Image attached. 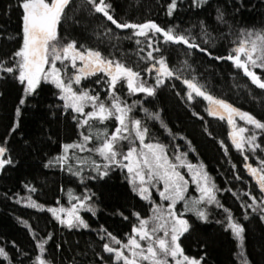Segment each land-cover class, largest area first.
<instances>
[{
    "label": "trees",
    "instance_id": "obj_1",
    "mask_svg": "<svg viewBox=\"0 0 264 264\" xmlns=\"http://www.w3.org/2000/svg\"><path fill=\"white\" fill-rule=\"evenodd\" d=\"M107 2L112 5L110 11L114 18L120 22L155 21L161 27L190 35L200 48L207 49L203 52L184 44L165 43L158 35L153 47H159L160 51L153 55L157 59L166 58L168 65L178 70L180 79H166L156 88L154 96L132 95L126 85L117 86L122 100L128 104L137 102L131 116L148 127L146 140L165 145L172 155L186 153L192 163L204 164L222 190L217 193L220 203L245 227L241 248L231 231L226 230L227 214L223 208L208 206L209 216L205 222L191 211L184 212L181 201L176 211L183 212L192 225L180 240L185 254L197 259L203 257V264H242V259H247L249 264H264V219L259 211H246L242 207L252 203L245 193H251L258 200L264 199L257 178L245 167L246 163L261 166L264 131L239 121L238 125L256 133V142L261 148L255 152L238 151L232 144V126L227 119L210 115L209 103L202 97L196 96L189 101L187 86L182 82L195 77L209 94L264 121V90L252 84L231 61L215 58L229 54L241 30L264 29V0H200L199 5L195 0H177V8L171 16L167 11L170 0ZM19 4L20 0H0V61L10 63L13 53L21 46L22 10ZM66 13L59 29L63 43L75 40L78 47L97 49L104 56L139 70L148 85H155V71L151 75L145 71L155 61L146 59L150 49L143 37L134 36L133 29L116 28L102 14L94 12L87 0H72ZM219 13H223V20L217 19ZM138 39L142 41L140 44L136 43ZM256 71L264 79V70ZM0 75L3 76L0 78V143L6 141L8 155L13 161L0 173V247L9 257H0V264H36L40 254L37 243L48 240L49 235L51 239L45 245L44 257L51 264H115L114 255L104 251L105 243L112 245L107 233L121 239L129 235L136 219L134 213L147 214V202L133 191L127 170L118 165H112L108 175L103 177L87 165L74 162L72 172L62 163L50 165L49 161L63 154V144L80 140V132L84 129L78 127L75 118L78 114L66 110L59 89L46 82L20 105L24 85L18 82L15 74ZM107 79L105 74L98 73L82 83L98 89L105 85L104 94L108 93ZM17 107L21 110L19 116L16 115ZM153 113H158L160 119L151 118ZM17 123L19 126L15 127ZM115 126V120L99 125L109 131ZM76 154L90 156L88 152ZM245 155L249 157L247 161ZM91 158L104 163L95 154H91ZM80 167L83 171L73 174ZM33 188L35 191H30ZM87 196H91L87 202L93 207L92 212L85 210L82 214L87 228H68L46 209L24 204L30 198L44 208L69 206L79 202L72 197ZM186 196L199 198L200 195L190 186Z\"/></svg>",
    "mask_w": 264,
    "mask_h": 264
},
{
    "label": "snow or ice",
    "instance_id": "obj_2",
    "mask_svg": "<svg viewBox=\"0 0 264 264\" xmlns=\"http://www.w3.org/2000/svg\"><path fill=\"white\" fill-rule=\"evenodd\" d=\"M195 2L197 5L200 4V0H195ZM87 3L92 6L94 12L102 14L116 28L133 29L134 36L147 40V47L151 51L147 52L146 59L155 62L145 71L150 75L155 71V85H148L139 70L127 66L120 60L106 57L97 49L85 48L82 45L78 47L75 40L67 43L61 41L60 25L66 18V9L72 4V0H20L22 43L13 53L10 63L0 61V74H15L18 82L24 85V97L20 99V105H24L26 98L35 94L41 83L46 82L60 90L62 93L60 99L65 102L64 108L71 109L78 114L75 117L78 127L84 129L80 132V140L63 144V154L49 161L50 165L62 163L70 172L73 171V162L80 166L87 165L101 177L108 175L112 165H118L127 170L133 191L137 192L141 198L154 204L150 200L151 188H156L160 198L163 201H169L167 207L154 204L150 218H141L139 213H134L139 223L133 227L132 234L128 236L126 243L112 236L111 233H107L111 241L119 247L105 243L104 251L113 254L117 264H145V262L146 264H170V261L172 264H203V257L200 259L190 257L185 254L181 246V237L192 227L189 220L184 218V213L176 211V205L181 201L184 202V212L191 211L198 219L205 222L209 216L208 206L223 208L227 214L226 230L231 231L233 236L240 241V247L243 248L245 227L234 218L229 209L224 208L220 203L217 193L222 190L204 170V166L187 162L186 153L176 155L174 160L179 164L174 163L173 158L168 156L165 145L145 143L149 134L148 127L140 119H134L130 115L137 102L128 104L118 94L117 86L124 84L129 94L144 93L147 96H154L156 88L166 79L172 77L180 79L177 74L178 70L171 68L166 58L161 56L157 59L153 55V52L160 51L159 47H153L156 34H160L165 43L184 44L203 52H207V49L200 48V45L195 43L190 35L178 33L174 28L161 27L155 21L120 22L114 18L110 11L112 5L107 0H87ZM176 8L177 0H170L168 15L171 16ZM217 19L223 20V13H219ZM108 32H111V29H108ZM141 42L139 39L136 40L137 44ZM208 54L211 55V53ZM215 58L231 61L234 67L242 70L252 84L264 90V79L256 71L257 69L264 70V29L241 30L238 42H235L229 54L226 57ZM78 61L81 62L80 66H78ZM57 62L60 63V67L57 66ZM69 67L73 69L72 75H68ZM98 73H103L108 77L106 83L109 103L101 100L99 94H93L91 89L74 87V85H81L82 80ZM0 78L3 76L0 75ZM182 82L187 86L189 101H193L196 96L202 97L209 102L210 115L218 116L221 120L227 119V123L232 126L230 132L232 144L238 151L255 152L261 148V145L256 142V133L246 126L238 125L236 118L243 121L245 125H251L254 129L261 131H264V121L257 119L249 112L234 107L224 99L209 94L195 77L184 79ZM86 107L92 110L85 111ZM217 108L222 109L224 114L218 112ZM20 111L17 107V116L20 115ZM144 111L148 112L147 109ZM150 116L153 119H160L158 113L150 114ZM109 120L116 121L113 130L109 131L107 127H99V125H106ZM18 126L17 123L15 127ZM15 127L12 131H15ZM124 142L129 145L127 150L124 149ZM137 142L139 147H137ZM90 144L93 146L89 147ZM8 152L6 141L0 143V170L13 163ZM77 152H88L90 156L82 157L77 155ZM91 154L99 156L104 163L92 159ZM244 158L246 161L249 159L247 155ZM259 164L260 167H255L246 163L245 167L250 175L257 178L259 189L261 193H264V160H260ZM184 167L191 173L192 182L200 193L199 198L186 196L189 181L178 170ZM82 171L83 167H80L73 174L79 175ZM160 182L163 183L162 190L157 187ZM30 191H35V189H30ZM245 195L250 196L252 203L242 205V207L246 211L247 209H252L254 212L259 211L261 219H264V199L258 200L251 193H245ZM72 198L78 200L79 203L70 209L53 207L48 208L47 211L68 228L80 226L87 228V223L79 215V209L86 208L87 211H93V207L86 204L91 196ZM28 206L43 210L42 205L30 198ZM65 213L66 218H62L61 214ZM24 223L27 224L26 221ZM50 239L49 235L48 240ZM48 240L38 241L37 248L40 255L36 257V264H51L50 260L44 258L45 245ZM241 256L243 257V252ZM0 257L9 259L8 253L2 247H0ZM242 264H249V262L247 259H242Z\"/></svg>",
    "mask_w": 264,
    "mask_h": 264
},
{
    "label": "rangeland",
    "instance_id": "obj_3",
    "mask_svg": "<svg viewBox=\"0 0 264 264\" xmlns=\"http://www.w3.org/2000/svg\"><path fill=\"white\" fill-rule=\"evenodd\" d=\"M158 35H160V34H156V36H158ZM145 39V38H144ZM146 40V39H145ZM147 41V40H146ZM155 43V42H154ZM154 45V44H153ZM150 51H151V49H150ZM78 63V66H80V63L81 62H77ZM57 66L58 67H60L61 65H60V63L59 62H57ZM159 66V65H158ZM68 75H72V73H73V69H71V67H69L68 68ZM91 77V76H90ZM89 78V77H88ZM85 80V79H84ZM84 80H82V82L84 81ZM81 82V85H79V86H76V85H74V87H79V88H84V89H91L92 91H93V94H99V97H100V99L101 100H104L106 103H109V101H108V93H104L103 94V92H105V90H106V88H105V85L104 86H102L100 89H98V88H96L95 86H92V87H87V86H84L83 85V83ZM60 91V90H59ZM61 92H60V96H61ZM138 94V93H137ZM65 103V102H64ZM209 103V102H208ZM209 107H210V105H209ZM92 109L90 108V107H86V109H85V111H91ZM218 112H220L221 114H224L223 113V110L222 109H219V108H217L216 109ZM130 115H131V113H130ZM226 115V114H225ZM216 117H218V116H216ZM236 121H237V124H238V122L240 121L238 118H236ZM145 143H149L147 140L145 141ZM153 143V142H152ZM124 149L125 150H127V147L129 146L128 145V143L127 142H124ZM137 147H139V143L137 142ZM167 154H168V156L170 157V158H173V162L174 163H177V164H179V162L178 161H175L174 160V157L176 156V155H178V154H182V153H176V154H170L169 152H168V150H167ZM186 161L187 162H190V163H192L190 160H188V158H187V156H186ZM192 164H194V165H199V164H202L201 162H199V163H197V162H195V163H192ZM203 166H204V170L205 171H207L206 170V167H205V165L204 164H202ZM184 176H185V178L186 179H188V181H189V188H190V186H194L195 188H196V185L192 182V179H191V173H189L188 172V170H187V168L186 167H184V168H179L178 169ZM2 172V170H0V173ZM208 173V172H207ZM129 178H130V176H129ZM157 187L159 188V189H161L162 190V188H163V183L162 182H160V184L159 185H157ZM189 188H188V190H189ZM197 189V188H196ZM198 191V190H197ZM198 193H199V191H198ZM199 195H200V193H199ZM140 196V195H139ZM141 197V196H140ZM143 199V198H142ZM32 200V199H31ZM144 201H146L147 202V204H148V206H149V210H148V213L147 214H145V215H142V214H139L140 215V217L141 218H150L151 216H152V208L154 207V204H156V205H160V204H162L163 206H165V207H167V205L169 204V201H163L161 198H160V196H159V192L157 191V189L156 188H151V197H150V200L151 201H153L154 202V204L153 203H151L149 200H145V199H143ZM33 201V200H32ZM79 203V202H78ZM78 203H75V204H73V205H76V204H78ZM24 204H26V205H28L29 204V199L28 200H25L24 201ZM86 204L87 205H90L87 201H86ZM73 205H69V206H65V205H57V206H51V207H46V208H44L43 207V209H48V208H53V207H55V208H59V207H64L65 209H70ZM37 209H39V208H37ZM176 209H177V206H176ZM86 210V208H80L79 209V215H80V217L84 220V218H83V212ZM49 212V211H48ZM51 213V212H50ZM51 215L53 216V214L51 213ZM61 216H62V218H66V213L65 214H61ZM55 219H56V217L55 216H53ZM57 220V219H56ZM59 221V220H58ZM85 221V220H84ZM138 223H139V221H138V219H137V217H136V219H135V222H134V225H133V227L134 226H136V225H138ZM133 227H132V229H133ZM130 234H132V230H131V232H130ZM129 234V235H130ZM129 235H127L125 238H118V237H116L117 239H119V240H121L122 242H127V239H128V236ZM240 242V241H239ZM111 246H113V247H119V245H115L112 241H111ZM126 251V254H127V250H125ZM40 255V254H39ZM45 258V257H44ZM115 261V260H114ZM115 264H117V262L115 261ZM145 264H146V262H145ZM170 264H172V262L170 261Z\"/></svg>",
    "mask_w": 264,
    "mask_h": 264
}]
</instances>
